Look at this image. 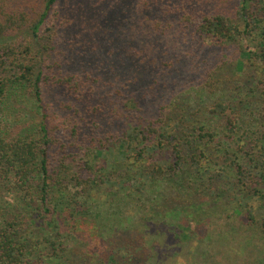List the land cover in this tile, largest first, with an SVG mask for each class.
<instances>
[{"label":"trees","instance_id":"16d2710c","mask_svg":"<svg viewBox=\"0 0 264 264\" xmlns=\"http://www.w3.org/2000/svg\"><path fill=\"white\" fill-rule=\"evenodd\" d=\"M235 203L264 207V0H0V264L216 250Z\"/></svg>","mask_w":264,"mask_h":264},{"label":"rangeland","instance_id":"374dc122","mask_svg":"<svg viewBox=\"0 0 264 264\" xmlns=\"http://www.w3.org/2000/svg\"><path fill=\"white\" fill-rule=\"evenodd\" d=\"M91 4L92 3H90L88 6L91 7ZM130 11V15L132 16L133 12L132 10ZM94 12L92 13L93 15L91 17L99 22L104 23V21H110V19L112 20L113 18L120 19V16L114 17L111 15L110 17L108 13L105 14ZM126 14L128 15L129 12H127ZM79 17H81V15ZM254 36L255 35H253V37ZM104 41H102L103 45L108 43L107 40ZM193 42L195 43L196 41L190 42L189 45L193 44ZM241 43L243 44V46H246L245 49L247 50H254L256 47L255 41L251 40L250 38L242 39ZM93 44L96 45V39ZM189 45H187L186 43L181 47L183 55H185L186 51H188ZM112 46L113 45L111 44H107V46L104 47L105 55L108 53V50L112 48ZM143 86L144 85H142V87ZM146 86L144 88H147ZM142 92H144L143 88H141V92L137 95L141 97ZM99 201L104 202L103 200ZM236 204L237 203L230 204L231 206L227 205L228 208L224 211L223 214L224 218H220L219 220L214 218L215 223H213V225H215V227L219 224H229V227L223 229L224 231L221 233L222 240L218 241L219 247H217L216 250H213V247L216 245L215 241L213 242L215 244H212L211 242L208 243L207 241L209 240L207 238V234H210L212 232L210 230V232L207 231V229L206 232L200 230V234L195 237L196 239L192 241H186L183 247V243H179L168 237V246L166 249H169L168 251L170 252V254L167 256V259L164 260L165 263H162L161 261V264H264V256H262V254L264 253V232H262L261 226V222L263 221L262 219H264V207H261L258 203H254L255 209L260 214L257 217L256 222L249 223V220L247 219L245 213L239 214L238 211H235L234 206H236ZM233 210L235 212L232 215V218L226 217V215L233 212ZM200 212L204 211H200L198 209L197 211H192L191 217L194 219V221H199L201 219ZM238 215L241 219L234 221L233 218L238 219ZM209 229L213 228L210 227ZM215 231L218 234L220 232V228H217ZM74 238V235H72L70 238L71 245L73 244ZM252 247L253 249L251 250ZM174 251L176 255H171V253Z\"/></svg>","mask_w":264,"mask_h":264}]
</instances>
